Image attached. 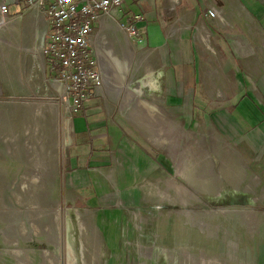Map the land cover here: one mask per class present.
Returning <instances> with one entry per match:
<instances>
[{"label": "rangeland", "instance_id": "rangeland-1", "mask_svg": "<svg viewBox=\"0 0 264 264\" xmlns=\"http://www.w3.org/2000/svg\"><path fill=\"white\" fill-rule=\"evenodd\" d=\"M215 1L220 19L207 17L204 3L189 24L197 50V89L204 93L197 101H170L158 57L138 54L132 44L123 55L111 36L103 46L129 62L126 87L102 88L104 98L90 96L80 109L93 104L98 117L115 120L153 158L162 156L165 168L160 166L159 184H141L144 201L137 209L122 205L120 229L99 232L101 244L84 224L85 215L97 223L95 212L67 191L66 161L75 141L71 121L80 113L69 109L68 95L59 91L54 74L47 69L44 81L30 71V87L16 82L15 98L0 101V203L8 219L23 220L26 235H20L17 247L10 246L25 251H13L22 262L68 264L69 238L72 264H264V136L248 150L240 141H228L206 118L212 111L235 109L242 93L264 112V0ZM9 9L11 17L24 11L22 4ZM113 20L125 22L119 15ZM201 25L212 49L198 40ZM244 50L247 56H241ZM152 78L159 87L154 93L147 82ZM142 85V98L161 111V125L168 128L163 135L173 144L155 145L153 129L133 121L136 98L127 102L126 89ZM111 193L115 196V189ZM31 219L40 234L33 235Z\"/></svg>", "mask_w": 264, "mask_h": 264}, {"label": "crops", "instance_id": "crops-1", "mask_svg": "<svg viewBox=\"0 0 264 264\" xmlns=\"http://www.w3.org/2000/svg\"><path fill=\"white\" fill-rule=\"evenodd\" d=\"M215 2V0H206L204 3H207V10H214L215 18L220 19ZM204 3L202 0H125L124 12L140 17L134 21L137 39L130 40L113 20L115 17L102 16L96 25L99 35L96 50L105 49L103 46L108 44V36H111L114 38L113 43H119L122 49L132 44L131 48L138 54L158 57L163 71L165 69V86L170 101L173 103L174 101L175 103L197 101L204 97V93L197 89L199 86L197 50L194 47L195 38L189 24L193 22L192 19L195 16L202 13L205 8ZM42 31V22L34 14L13 19L9 25L0 27V101L15 98L13 95L16 82H20L21 85L27 83L30 87L31 83L28 82L30 71H32V77L33 73H36L45 81L47 67L38 48ZM205 32L203 25L197 30L198 40L202 43L203 38L206 37L205 34H208L207 38L209 37V33ZM119 37L121 40L116 41L115 38ZM250 48L252 49V46ZM123 51V55L129 54L125 49ZM243 52L241 56L248 55L245 50ZM117 57L118 60H122L118 55ZM126 62L127 60L123 64ZM98 63L100 65L99 61ZM101 66L103 74L104 69ZM27 71L29 73L25 75ZM158 71L160 74L162 70L159 68ZM161 75H159L160 78H162ZM31 80L33 81V78ZM125 80L122 85L119 82L118 86L110 89L107 79H103V84L107 88L103 90L113 91L126 87ZM101 91L94 97H102ZM262 92L264 94V91ZM249 98L248 94L242 93L237 98L235 109L212 111L206 118L228 141L234 143L240 141L246 149L253 150L260 143L259 135L264 136V112L252 102V98ZM83 108L79 109L80 114L71 121L75 141L68 152L66 161V187L67 191H71L76 198H80L90 211L95 212L97 223L91 216L85 215L84 224H89L93 228V237H96V241H100V231L120 229L117 222L123 215L122 205L137 209L143 203L144 197L140 195L141 184L144 185V182L149 185L159 184L158 177L162 174L160 166L163 168L165 166L162 156L153 158L136 139L134 140L121 127L119 129V123L115 120L109 117H98V110L93 107V104ZM85 108L90 110L85 111ZM11 112L12 115L15 113L14 108L10 111V116ZM112 165H115L117 169L111 167ZM113 172H115L114 176ZM204 173L207 175V168ZM114 189L115 196L111 193ZM0 210V224L5 226V230L0 228V244L4 248L0 252V264H4V256L12 259L16 264H26L24 258L26 255H23L25 262H22L21 257L18 258L19 253L13 252L19 249L10 248V246L19 245L20 235H26L24 225L21 223L23 220L8 219L1 205ZM126 211L131 213L129 209ZM15 223L19 225L20 231L18 228L17 230L13 228ZM30 226L33 229V235L39 232L38 225L33 224L32 220H30ZM99 243L101 244L102 241ZM20 250L25 253L23 249Z\"/></svg>", "mask_w": 264, "mask_h": 264}, {"label": "built area", "instance_id": "built-area-1", "mask_svg": "<svg viewBox=\"0 0 264 264\" xmlns=\"http://www.w3.org/2000/svg\"><path fill=\"white\" fill-rule=\"evenodd\" d=\"M22 4L24 11L11 17L9 6ZM125 0H0V27L28 14L36 15L43 31L39 52L47 69L58 73L53 81L68 95L69 109L78 112L90 96L106 88L98 65V20L119 15L118 26L129 39H137L134 21L140 17L124 12ZM216 13L208 10L207 17ZM139 41V40H138Z\"/></svg>", "mask_w": 264, "mask_h": 264}, {"label": "bare ground", "instance_id": "bare-ground-1", "mask_svg": "<svg viewBox=\"0 0 264 264\" xmlns=\"http://www.w3.org/2000/svg\"><path fill=\"white\" fill-rule=\"evenodd\" d=\"M206 33V32H205ZM205 37V36H204ZM203 44L206 45V47H209V49H212L209 45V39L207 38V35L205 38H203ZM39 48V47H38ZM98 57L99 58V62L100 65H102L101 67L104 69L103 72V79H107L108 83H109V87L110 89H114L115 86L120 84L122 85L124 82V78L128 72V68H129V62L127 61L126 64H123L125 59L122 60H118L117 55L113 52V51H105L102 49L98 50ZM40 59V58H39ZM99 65V63H98ZM149 70V68H148ZM154 71V70H153ZM154 73V72H153ZM149 74H151V72H149ZM155 76V75H154ZM156 78V77H155ZM147 82H149V86L151 91L156 90V88L158 89L159 87L157 86V83H155L154 79L152 78V80H148ZM148 85V84H147ZM156 85V86H155ZM144 85L141 86V88H127L126 89V101H131L133 98H136V103H135V108L136 111L138 112L137 115H135V117L133 118V121H135L136 123L138 122L139 127H141V124H146L148 129H153V138L155 139V145H161L163 146L164 144L167 143H172L170 142V139L167 136H164L165 131L168 130V128L164 125H161V123H164V117L163 114L161 113V111L155 107L154 105H152L151 103L145 101L142 96H143V88ZM59 89V87H58ZM62 89L60 88L59 91H61ZM154 93V91H153ZM154 96H156L154 94ZM159 99V98H158ZM25 106V105H24ZM27 106V105H26ZM28 107V106H27ZM37 110H39V108L37 107ZM135 110V109H134ZM40 111V110H39ZM135 111V112H136ZM37 112V111H35ZM27 113V112H26ZM27 115V114H26ZM10 120V118H9ZM22 120V119H21ZM43 122V121H42ZM141 125V126H140ZM27 129V128H26ZM164 134V135H163ZM15 135V134H14ZM164 136V137H163ZM1 138V137H0ZM152 139V138H151ZM173 140V139H172ZM5 142V141H4ZM173 144V143H172ZM171 144V145H172ZM7 146V145H6ZM13 148V147H12ZM31 147H28V150ZM42 148V147H41ZM169 149V148H168ZM9 152V151H8ZM29 153V152H28ZM14 153H12V156H15ZM49 156V155H48ZM34 158V157H33ZM36 158V157H35ZM36 160V159H35ZM32 161V160H31ZM43 161V160H42ZM47 162V161H46ZM34 163V162H33ZM178 173V172H177ZM33 176V175H32ZM32 187V186H31ZM35 193V192H34ZM40 194V193H39ZM36 196V195H35ZM7 197V196H6ZM30 197V196H29ZM34 197V196H33ZM19 198V197H17ZM37 201V200H36ZM1 205V204H0ZM39 205V204H38ZM19 207V206H18ZM80 214V213H79ZM39 216V214H38ZM37 216V217H38ZM33 217V216H32ZM79 217V216H78ZM40 219V218H39ZM32 220V219H31ZM80 221V220H79ZM83 221V219H82ZM22 223V222H21ZM53 223V222H52ZM67 223H65V228H69V223L66 225ZM48 226V225H47ZM80 226V225H79ZM81 227L83 228V231L85 230V227L81 225ZM35 228V227H34ZM44 228V227H43ZM66 228V229H67ZM37 229V228H35ZM44 230V229H43ZM49 230V229H48ZM70 230V228L68 229ZM39 231V230H38ZM45 231V230H44ZM46 233V232H45ZM83 233V232H82ZM50 236V235H49ZM83 236V235H82ZM68 238V237H67ZM85 238V237H84ZM88 239V238H87ZM91 241V240H90ZM68 264H72L71 260L72 257L70 256L71 253V243L69 242V238H68ZM85 244V242H83ZM98 244V241H97ZM85 246V245H84ZM88 247V246H87ZM83 251V250H82ZM73 254V253H71ZM85 253H83L84 255ZM21 257V256H20ZM56 257V256H55ZM83 257V256H82ZM22 259V258H21ZM82 259V258H81ZM95 259V257H94ZM22 261V260H21ZM70 261V262H69ZM88 264V263H87Z\"/></svg>", "mask_w": 264, "mask_h": 264}, {"label": "trees", "instance_id": "trees-1", "mask_svg": "<svg viewBox=\"0 0 264 264\" xmlns=\"http://www.w3.org/2000/svg\"><path fill=\"white\" fill-rule=\"evenodd\" d=\"M57 73H58V70H57V72L54 73V75H56Z\"/></svg>", "mask_w": 264, "mask_h": 264}]
</instances>
